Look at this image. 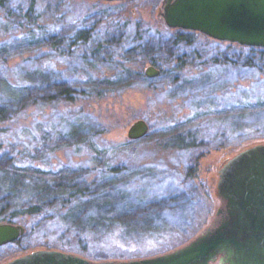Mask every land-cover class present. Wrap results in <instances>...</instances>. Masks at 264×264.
Segmentation results:
<instances>
[{
  "label": "rangeland",
  "instance_id": "1",
  "mask_svg": "<svg viewBox=\"0 0 264 264\" xmlns=\"http://www.w3.org/2000/svg\"><path fill=\"white\" fill-rule=\"evenodd\" d=\"M162 2L0 0V144L12 149L19 165L58 169L87 164L94 178L105 164L182 159L169 142L179 131L209 142H224L221 147L205 150L194 167L201 189L193 205L194 219L182 227L174 225L150 233L140 241L123 238L117 231L108 241H101L97 252L109 248L141 258L186 243L220 216L216 211L223 202L216 184L223 160L256 141L233 143L237 133L232 121L237 116L231 119L230 111L229 116L222 111L240 110L258 99L264 103L263 80H246L237 92L226 90L221 83L222 90L214 101H180L181 94L191 87L190 79L210 75L216 80L222 67L215 59L227 53L243 59L245 51L228 50V41L201 31L169 27L161 14ZM84 30L90 38L77 41L75 37ZM177 33L186 36L175 41ZM121 34L124 46L109 43ZM93 49L97 50L95 55ZM116 51L117 57L101 63L102 54L110 56ZM170 53L176 59L167 68ZM117 61L124 64L121 72L115 71ZM150 64L167 70L148 76L145 68ZM175 74L190 78L179 81L178 92L167 86ZM245 113L242 134L258 133L250 126L252 116ZM138 118L148 122L149 132L130 139L128 126ZM28 219L31 225L38 223L35 217ZM18 222L24 224L23 220ZM61 227L57 222L37 225L29 241L25 240L27 244L13 241L12 245H1L0 264L35 249L55 247L51 245L52 232Z\"/></svg>",
  "mask_w": 264,
  "mask_h": 264
},
{
  "label": "trees",
  "instance_id": "2",
  "mask_svg": "<svg viewBox=\"0 0 264 264\" xmlns=\"http://www.w3.org/2000/svg\"><path fill=\"white\" fill-rule=\"evenodd\" d=\"M185 36L177 33L174 40L178 41ZM75 38L77 41L80 39L85 41L90 35L84 30ZM124 41H126L124 35L121 34L114 35L109 43L117 44L115 47L120 45L122 47ZM228 43V50L240 48L242 50L240 52L245 51L243 59L229 53L222 54V57L214 60L215 64L222 67V72L217 75L216 80L210 75V78L205 75L198 79L189 78L191 87L187 93L181 94L180 101H214L217 93L222 90L221 83L226 85V90L232 89L237 92L246 80L264 82V47ZM91 53L95 55L97 50L93 49ZM117 56V51L110 56L102 54L101 63ZM175 59L174 53H170L165 67L174 64ZM165 67L160 68L159 75L167 70ZM123 68V62L117 61L115 71L121 72ZM169 79L171 80L167 85L168 89L172 88L177 92L181 87L179 81L189 80L179 74ZM185 86L187 84H182V87ZM66 90L69 92L70 88ZM82 92H85L84 89ZM72 94L70 93V98H73ZM180 103L183 105V102ZM246 111L252 116L250 126H255L256 130H259L258 133L242 134L241 130L245 124L242 117ZM222 113L228 116L230 113L231 119L232 116H237L236 121H232L233 131L237 133L233 143L256 139L241 147L244 148L255 142L264 141L262 100L248 103L240 110L235 108L224 110ZM208 140L196 134L179 131L169 142L170 147L180 153L182 159L171 161L159 158L157 161L140 165L105 164L101 169L102 173L99 172V176L94 178L89 175L87 164L68 165L58 169L19 165L12 149L4 148L0 144V221L14 223H19L18 220L24 221L26 231L13 244H27L25 240L29 241L28 238H31V233L37 225L44 226L46 223L57 222L59 227L60 225L63 227L59 229L56 227L52 232L55 234L51 239V245L55 246L53 248L78 252L96 260L135 257L137 255L129 251L116 253L109 248H104L102 252L97 250L101 247L99 245L101 241H108L117 231L123 238L140 241L150 233L160 232L174 225L182 227L184 222L194 219L193 205H196L201 191L196 181L197 175L193 171L196 162L205 150L224 145L220 140L211 142ZM200 206L201 203H198L197 208ZM29 217L37 218L38 223L31 225V220H27ZM7 244L12 245L11 242Z\"/></svg>",
  "mask_w": 264,
  "mask_h": 264
},
{
  "label": "water",
  "instance_id": "3",
  "mask_svg": "<svg viewBox=\"0 0 264 264\" xmlns=\"http://www.w3.org/2000/svg\"><path fill=\"white\" fill-rule=\"evenodd\" d=\"M117 1V0H106ZM169 27L201 31L215 39L264 47V0H163ZM160 68H145L157 76ZM150 126L135 119L130 139L146 136ZM217 193L223 205L210 225L186 243L141 258L96 260L73 251L39 248L1 264H264V141L227 157L218 169ZM22 223L0 221V246L20 238Z\"/></svg>",
  "mask_w": 264,
  "mask_h": 264
}]
</instances>
